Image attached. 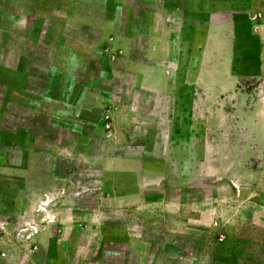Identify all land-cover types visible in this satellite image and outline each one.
Here are the masks:
<instances>
[{"label":"rangeland","instance_id":"1","mask_svg":"<svg viewBox=\"0 0 264 264\" xmlns=\"http://www.w3.org/2000/svg\"><path fill=\"white\" fill-rule=\"evenodd\" d=\"M0 6V264H264V0Z\"/></svg>","mask_w":264,"mask_h":264},{"label":"crops","instance_id":"2","mask_svg":"<svg viewBox=\"0 0 264 264\" xmlns=\"http://www.w3.org/2000/svg\"><path fill=\"white\" fill-rule=\"evenodd\" d=\"M25 6V4H24ZM207 10H209V6H204ZM0 10H3V8L0 6ZM5 10V9H4ZM228 12H230L229 8L227 9ZM20 13V12H18ZM209 13V11H208ZM29 14V13H28ZM158 13H156L157 15ZM158 15H161L158 14ZM228 23L226 22H210L208 21H203L201 23L198 22H193L188 28L185 29L184 31H190L191 34L193 35V38L195 41H197V37L200 38L201 43L195 46L193 49L194 51L196 50V58L193 56L192 62L195 64L194 66V71H195V79L196 81L201 80V79H212L213 81L219 80V75L218 72L221 73L222 77L227 79H230L231 75V65H230V35H225V26H227ZM232 24L234 25L233 21ZM222 28V32L219 35V40H217V43H214V31L215 30H220ZM229 29V27H228ZM10 29H7L5 27L0 26V38L3 32H9ZM170 38V36H168ZM212 46H217V48L222 49V53H218L217 55L212 54L211 56L206 55L207 51L209 49L212 50ZM226 54V55H225ZM226 56V57H225ZM211 63H218L221 64L222 67L220 70H217V72L214 71V69H209V64ZM229 90L226 87H220L214 89V94L216 95H221L224 92ZM193 108L195 104V100H193ZM129 237H127L128 239ZM69 254L66 249H62L61 254L62 256L64 254ZM37 255V254H36ZM43 264H57L53 263V260L50 259V253L48 250H45L43 253Z\"/></svg>","mask_w":264,"mask_h":264}]
</instances>
